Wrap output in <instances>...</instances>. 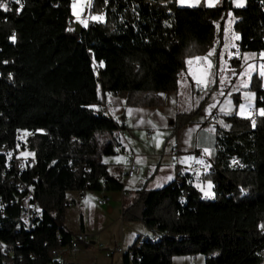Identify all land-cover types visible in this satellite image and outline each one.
<instances>
[{
    "label": "trees",
    "instance_id": "trees-1",
    "mask_svg": "<svg viewBox=\"0 0 264 264\" xmlns=\"http://www.w3.org/2000/svg\"><path fill=\"white\" fill-rule=\"evenodd\" d=\"M71 1L24 0L19 10L0 11V147L17 142L31 154V166L18 177L31 182L42 208L33 227L17 224L16 206L8 202L13 172L4 170L0 154V264H51L49 250L71 235L62 225L66 192L121 189L101 156L115 151L109 136L123 125L95 109L99 90L127 106L161 105L156 92L175 90L185 58L204 54L215 37L220 42L228 11L237 51L264 49V0H245L239 8L230 0L212 7L90 0L88 13L103 19L78 31L70 28ZM259 82L252 73L254 108H264ZM231 97L236 105L237 94ZM196 113H176L171 131ZM222 119L229 127L214 124V156L201 174L212 196H202L187 173L132 190L120 218L152 231L134 237L121 264H170L173 255L195 254L203 255V264H264V197L258 202L256 171V134L264 132V115L256 114L254 122L236 114Z\"/></svg>",
    "mask_w": 264,
    "mask_h": 264
},
{
    "label": "crops",
    "instance_id": "crops-1",
    "mask_svg": "<svg viewBox=\"0 0 264 264\" xmlns=\"http://www.w3.org/2000/svg\"><path fill=\"white\" fill-rule=\"evenodd\" d=\"M175 3L177 6L209 7L207 0H200L198 4L195 3V0H185L183 3L181 0H175ZM237 3L238 0H230L232 7H242L237 6ZM233 20L234 18L228 11L223 21L220 42L215 37L204 54L185 58L184 68L177 76L175 90L169 92L159 90L156 92L161 100V105L127 106L123 98L113 95L109 91L102 92L99 90L97 92V103L94 107L108 101L109 106L106 113L117 124L123 125V128L115 129L109 136L118 148L112 154L101 156V161L106 165V172L118 178L122 183L119 190L99 189L106 192L99 194L98 198L105 196L107 201L104 204H96L103 206L107 215L113 214L112 221L119 219L126 222L120 218V209L122 204L130 201L132 190L141 185L146 188L159 187L172 180L175 175L187 173L191 184L204 197H206L205 192L210 191L212 193L211 188L208 187L210 182L203 180L201 174L207 171L214 156V124L221 129H227L229 123L222 119L223 115L236 114L237 116L247 117V109L249 106H253L255 98L254 92L248 88L252 73L260 78L259 84L264 87V76L261 75L262 66H264V49L257 52L237 51V39L235 37L238 34L233 30L235 33V35L232 34L234 43L232 47L225 46V33L232 29ZM210 52H212V55L209 57ZM196 57H207L208 59L196 60ZM232 58L237 62L234 61L231 64ZM189 60L192 61L191 65L188 63ZM208 61H211V69L208 68ZM219 63L222 64V70L216 71ZM249 65L252 66L251 69H249ZM241 69H245V75H247L242 79L244 75L242 74L239 77V83H235L237 73ZM236 70L237 73H234ZM205 72H208L206 77L209 81L207 88L197 85L196 79H194V76L205 78ZM180 78H182L181 88ZM245 84H247L246 87ZM204 92L205 101L203 102L208 101V103L205 106L201 105L199 111L190 118L188 123L181 125L172 132L174 115L182 111L196 110L198 107L193 108L190 100L191 96L194 93V99H197L202 97ZM233 93H236L238 97L236 105L231 97ZM261 98L264 100V89ZM261 109L264 108H255V113L260 115ZM242 112L243 114H241ZM210 114L213 117H210ZM256 140V171L257 176L264 182V132L257 133ZM129 152L133 154L131 162L134 171L129 176H120V172L126 171L129 167L127 158ZM99 190L68 191L65 194L67 205L73 200L70 193H74V196L80 199L85 193H95ZM261 206H264V199ZM79 209L80 221H78L79 229L77 231L88 229V232H84L88 236L95 235L97 239L94 240L90 236L88 245L83 246L84 249L76 255L77 257L73 256V251L70 252L67 257L68 260L74 264H121L120 254L103 255L102 250L107 247L105 241L100 237V230L104 227V224L101 223L103 222V214L101 212L97 213L98 224L95 228L91 224L87 228L83 218V211L86 206L80 202ZM127 222L137 225L139 234L143 236H148L152 231L143 228L139 221ZM63 225L65 230L71 234L76 232L64 224V219ZM114 244L122 246L120 242L113 243L111 246ZM126 247L122 246L124 249ZM170 264H203V255H173Z\"/></svg>",
    "mask_w": 264,
    "mask_h": 264
},
{
    "label": "built area",
    "instance_id": "built-area-1",
    "mask_svg": "<svg viewBox=\"0 0 264 264\" xmlns=\"http://www.w3.org/2000/svg\"><path fill=\"white\" fill-rule=\"evenodd\" d=\"M24 4V0H0V11L2 13L9 12L11 10H19ZM81 15V14H80ZM4 20V17L0 18V21ZM10 76V73H8ZM259 90H263L262 84L258 86ZM109 102H103L95 106L96 110L100 112H107V107ZM247 118L250 122L255 120V108L254 106H249L247 109ZM210 117H213L210 114ZM18 144L14 142L13 145H2L0 147V154L3 156V167L5 171H12L13 175L10 176L9 183L12 184L15 191H13L12 198L8 201L9 204H15L17 209L16 219L17 224L24 229H28L34 226L36 220L41 217L42 208L39 204L33 200L32 196V184L30 181L22 180L18 177L19 173L29 166H31V159L26 157H21L18 155ZM113 150V149H112ZM133 154L128 153L127 158L129 162V167L126 171L120 172V176H129L134 168L132 166ZM231 163L238 164L236 158L231 159ZM84 169V167H82ZM107 201L105 196H101L96 199L97 204H104ZM0 210H2V203L0 202ZM140 240V239H138ZM137 240V241H138ZM89 243V236L84 231H76L70 235L69 240L62 246L50 249L48 253L53 254V261L51 264H74L68 260V254L76 250L79 246H86ZM137 244V242H136ZM3 249V248H1ZM125 251L120 244H114L113 246L103 248V255L109 256L112 253L120 254Z\"/></svg>",
    "mask_w": 264,
    "mask_h": 264
},
{
    "label": "rangeland",
    "instance_id": "rangeland-1",
    "mask_svg": "<svg viewBox=\"0 0 264 264\" xmlns=\"http://www.w3.org/2000/svg\"><path fill=\"white\" fill-rule=\"evenodd\" d=\"M90 0H74L70 2V14H71V19H70V28H72V25L77 22L81 27L85 26L86 23L90 20H99V19H93V17H101L99 15H93L88 13V6H89ZM75 5V7H74ZM81 14V15H80ZM232 34L235 35V33L230 29V31L225 33L224 37V42L225 46L227 47H232V44L234 43L233 36ZM217 70L216 71H221L222 70V64L220 63L217 65ZM237 73V70L234 72ZM242 76L245 78V69H241L237 73V78L235 80V83H239V77ZM199 78H202L200 76ZM217 78V76H216ZM182 78H180V88L182 87ZM205 97V92L202 94V97H199L197 99H194V93L191 96V103L193 108L198 107L196 110L199 111V109L202 106H205L206 103L203 101ZM194 103V104H193ZM203 103V104H202ZM196 104V105H195ZM108 114V113H107ZM25 135V133H22V137ZM18 155L21 157H26L28 155H22V154H28L25 150H18ZM154 185V184H151ZM157 187V186H154ZM102 192H106L104 190H99L95 193H85L81 196L80 199L76 198L74 193H70L73 200L66 206V213L64 217V224L71 229L72 231H77L78 228V221H79V212L80 209L78 210V206L80 202L86 206V209L83 211V218L85 219L86 226L89 228V224L93 225V228H95L98 224V218H97V213L101 212L103 214V222L104 227L100 230V237L105 241V246L109 248L113 243L120 242L122 246L125 248L128 246L134 239V237L139 234L138 232V227L137 225H133L132 223L122 222L119 219L116 221H112V216L113 214L107 215L104 211L103 206H98L96 204V199L98 198L99 194ZM258 202L262 200L264 197V182L263 180H260L259 186H258ZM259 204V203H258ZM63 225V223H62ZM142 226V224L140 223ZM64 227V225H63ZM144 228V226H143ZM84 231L88 232V229H84ZM142 235V234H140ZM92 236V239L96 240L95 235H89V237ZM90 239V238H89ZM84 249L83 245L79 246L76 250L73 251V256L77 257L76 255L79 254ZM103 252V250H102Z\"/></svg>",
    "mask_w": 264,
    "mask_h": 264
},
{
    "label": "snow or ice",
    "instance_id": "snow-or-ice-1",
    "mask_svg": "<svg viewBox=\"0 0 264 264\" xmlns=\"http://www.w3.org/2000/svg\"><path fill=\"white\" fill-rule=\"evenodd\" d=\"M181 2L183 3V2H185V0H181ZM216 2H218V0H207V3H208V6H209V7L214 6V4H215ZM195 3H197V4L200 3V0H195ZM2 6H3V5H0V7H2ZM237 6H243V0H238ZM74 7H75V5H74ZM93 19H103V17H93ZM235 38H236V39H239L238 36H236ZM211 55H212V52H210V53L208 54L209 57H210ZM207 59H208L207 57H204V58L196 57V60H207ZM188 63L191 65L192 61L189 60ZM211 67H212L211 61H208V68L211 69ZM251 67H252V66L249 65V69H251ZM207 75H208V72H205V73H204V77H205V78H196V77L194 76V79H196V83H197V85H200V86H203V87L207 88L208 83H209V81L206 79ZM261 75L264 76V66H262ZM246 86H247V84H245V87H246ZM241 114H243V112H242ZM260 114H261V115H264V109H261V110H260ZM206 151H207V150H206ZM22 155H31V154L29 153V154H22ZM201 163H202V161H201ZM169 179H171V177H169ZM208 187H209V189H210V188H211V184H209ZM211 195H212V193H211L210 191L205 192V196H206V197H210Z\"/></svg>",
    "mask_w": 264,
    "mask_h": 264
},
{
    "label": "water",
    "instance_id": "water-1",
    "mask_svg": "<svg viewBox=\"0 0 264 264\" xmlns=\"http://www.w3.org/2000/svg\"><path fill=\"white\" fill-rule=\"evenodd\" d=\"M80 28L81 26L77 22H75V30L78 31Z\"/></svg>",
    "mask_w": 264,
    "mask_h": 264
},
{
    "label": "bare ground",
    "instance_id": "bare-ground-1",
    "mask_svg": "<svg viewBox=\"0 0 264 264\" xmlns=\"http://www.w3.org/2000/svg\"><path fill=\"white\" fill-rule=\"evenodd\" d=\"M117 148H118V147H117V145H116L115 148H114V150H116ZM139 243H140V241H139V242L137 241V245H138Z\"/></svg>",
    "mask_w": 264,
    "mask_h": 264
}]
</instances>
